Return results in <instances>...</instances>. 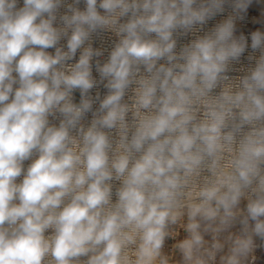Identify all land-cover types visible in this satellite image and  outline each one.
I'll use <instances>...</instances> for the list:
<instances>
[{
  "label": "clouds",
  "instance_id": "1",
  "mask_svg": "<svg viewBox=\"0 0 264 264\" xmlns=\"http://www.w3.org/2000/svg\"><path fill=\"white\" fill-rule=\"evenodd\" d=\"M0 264H264V0H0Z\"/></svg>",
  "mask_w": 264,
  "mask_h": 264
}]
</instances>
